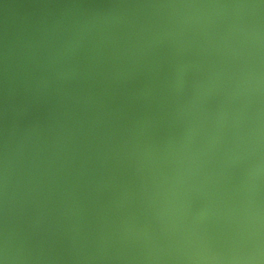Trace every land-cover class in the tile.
I'll return each instance as SVG.
<instances>
[{"label":"clouds","instance_id":"1","mask_svg":"<svg viewBox=\"0 0 264 264\" xmlns=\"http://www.w3.org/2000/svg\"><path fill=\"white\" fill-rule=\"evenodd\" d=\"M0 6V264H264V0Z\"/></svg>","mask_w":264,"mask_h":264},{"label":"water","instance_id":"2","mask_svg":"<svg viewBox=\"0 0 264 264\" xmlns=\"http://www.w3.org/2000/svg\"><path fill=\"white\" fill-rule=\"evenodd\" d=\"M7 2L21 4V3L31 2V0H7ZM25 11L26 10L22 8L10 9L9 14L14 18H19L24 14ZM2 18H3V8L2 6H0V20H2Z\"/></svg>","mask_w":264,"mask_h":264}]
</instances>
